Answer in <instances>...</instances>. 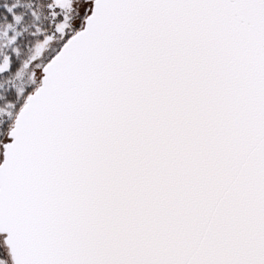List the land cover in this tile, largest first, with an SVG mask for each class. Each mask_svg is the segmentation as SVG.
Returning a JSON list of instances; mask_svg holds the SVG:
<instances>
[{
    "label": "snow or ice",
    "instance_id": "1",
    "mask_svg": "<svg viewBox=\"0 0 264 264\" xmlns=\"http://www.w3.org/2000/svg\"><path fill=\"white\" fill-rule=\"evenodd\" d=\"M0 264H264V0H0Z\"/></svg>",
    "mask_w": 264,
    "mask_h": 264
}]
</instances>
